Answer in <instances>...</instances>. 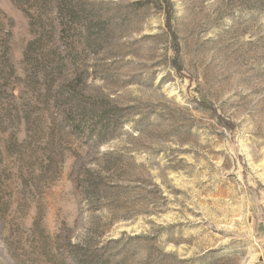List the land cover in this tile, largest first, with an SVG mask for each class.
Here are the masks:
<instances>
[{
  "label": "rangeland",
  "instance_id": "1",
  "mask_svg": "<svg viewBox=\"0 0 264 264\" xmlns=\"http://www.w3.org/2000/svg\"><path fill=\"white\" fill-rule=\"evenodd\" d=\"M0 264H264V0H0Z\"/></svg>",
  "mask_w": 264,
  "mask_h": 264
},
{
  "label": "trees",
  "instance_id": "2",
  "mask_svg": "<svg viewBox=\"0 0 264 264\" xmlns=\"http://www.w3.org/2000/svg\"><path fill=\"white\" fill-rule=\"evenodd\" d=\"M167 25H169V23H167ZM75 80H81V74L78 72V71H75ZM73 126H72V130H73V133L75 134H78L79 136H83L85 137L86 139L89 138V137H93V140L96 142V145L97 146H101L102 144H104V140L101 139L102 136L100 134H98L97 132L95 134H93V131H90L92 134L87 137L86 136V130H84V124L82 121H76L74 120L73 118Z\"/></svg>",
  "mask_w": 264,
  "mask_h": 264
}]
</instances>
